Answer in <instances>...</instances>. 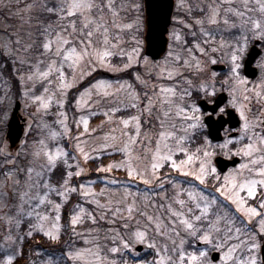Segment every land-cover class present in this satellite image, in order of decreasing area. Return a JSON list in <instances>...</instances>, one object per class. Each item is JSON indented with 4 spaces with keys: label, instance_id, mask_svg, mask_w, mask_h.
<instances>
[{
    "label": "snow or ice",
    "instance_id": "obj_1",
    "mask_svg": "<svg viewBox=\"0 0 264 264\" xmlns=\"http://www.w3.org/2000/svg\"><path fill=\"white\" fill-rule=\"evenodd\" d=\"M145 2L4 3L0 59L32 111L15 150L0 144V264L41 234L57 244L28 264H264V57L258 81L242 75L264 0H176L160 59L141 39ZM233 112L239 127L214 143L211 124ZM218 151L240 162L222 171Z\"/></svg>",
    "mask_w": 264,
    "mask_h": 264
},
{
    "label": "water",
    "instance_id": "obj_2",
    "mask_svg": "<svg viewBox=\"0 0 264 264\" xmlns=\"http://www.w3.org/2000/svg\"><path fill=\"white\" fill-rule=\"evenodd\" d=\"M174 11V0H146L145 2V15H146V33H145V54L152 55V53H158V55L152 58H160L167 50V34L169 27L171 25V18ZM261 50L257 47V43L250 50L248 57L245 62V74L248 77H256L258 70L253 63L256 57L260 54ZM212 68L224 69L225 66L221 64L212 65ZM216 102L220 103L222 106L228 100V94L226 92H221L215 98ZM205 100V99H202ZM205 111H212L214 105L206 103L202 105ZM21 102L17 101L13 108L11 117L8 121L7 137L9 139L12 148L20 142L25 126V118L20 113ZM215 120V115L213 116ZM227 122L221 127L220 123H213L210 126V131L214 141H220L223 139V130L226 126L234 129L238 126L237 115L233 112L231 117L224 118ZM207 122V117H206ZM218 168L222 171H226L230 166H235L239 163V158L234 157L233 159H228L223 156H217L215 159ZM141 246H139L140 249Z\"/></svg>",
    "mask_w": 264,
    "mask_h": 264
},
{
    "label": "rangeland",
    "instance_id": "obj_3",
    "mask_svg": "<svg viewBox=\"0 0 264 264\" xmlns=\"http://www.w3.org/2000/svg\"><path fill=\"white\" fill-rule=\"evenodd\" d=\"M7 2H8V0H3V3H0V28H3V25H4V19H5L4 18V14L8 13V11H9V9L7 7L3 6L4 3H7ZM118 2H119V0H118ZM13 7H14V5H13ZM20 7H23V4H21ZM176 13H177V8H176V0H175V14H174V16L176 15ZM142 14L145 16L144 11H143ZM8 23L19 25L20 22H19L18 19H14L13 18V19H9ZM142 31H143V35H142L141 39L143 40V42L145 44V27H144V29ZM253 39L254 38H250L249 45L252 44V40ZM261 47L263 48V53H262L259 61L261 60L262 57H264V46L261 45ZM217 63L227 64L223 59H220V58H218V62ZM0 65H4V68L2 70L3 74L0 75V144H3V143H8L9 144V142H8V140L6 138V133H7V128H8L7 124H8V121H9L10 117H11V113H12L13 108L15 106L16 100H20L21 101V103H22L21 114L26 119L25 134H24L23 139H25V135L28 134L29 131H30L29 128H28V124H29V121L31 119L30 116H29V112L32 111V109H30V108L26 109V102H25V100H24V98L22 96V87L16 82L15 79L11 78V75H12L11 74V65L7 61H5L3 59H0ZM210 69H211V65H210ZM100 71H101V73H100ZM100 71H99V73L97 72V73L94 74V76L96 78H100V77H104V78H107V79H117V78H119L117 76V74H115V73L104 71V70H100ZM217 73L219 75V72H217ZM259 77L257 78L256 81H258ZM223 80L224 79H222L221 81H223ZM89 82H90V80L82 81L81 84L79 85V87L80 88L87 87ZM221 91L222 90H221L220 84L218 83L217 84V94L219 92H221ZM6 93H7V96L9 97V99L5 101L3 99V97L5 96ZM121 114H123V113H121ZM103 119H104V117L102 115H98V116L92 118L91 125L93 127H95ZM73 132H75V129H73ZM72 143H73V141L68 140L67 143L65 144V147H69L70 148ZM11 150H15V149H11ZM218 154H219V151L217 152V155ZM111 158L119 159L120 157L116 156V157H111ZM99 161L101 162V160H99ZM103 162L106 163L107 159H104ZM89 176L91 177L90 171H89ZM102 186L103 185H101V184L96 185L97 188L102 187ZM137 247H138V250L141 253V256H143V252L145 250L144 246H141L140 249H139V246H137ZM2 252H4V249L0 248V253H2ZM2 258L3 257L0 256V259H2ZM128 258H130V256Z\"/></svg>",
    "mask_w": 264,
    "mask_h": 264
},
{
    "label": "trees",
    "instance_id": "obj_4",
    "mask_svg": "<svg viewBox=\"0 0 264 264\" xmlns=\"http://www.w3.org/2000/svg\"><path fill=\"white\" fill-rule=\"evenodd\" d=\"M99 73V72H98ZM101 73V71H100ZM222 77V75H220L217 79H220ZM203 96H201L199 99H201ZM207 134V132L205 133ZM100 163L99 160H96L95 163H93L92 161L88 162V167L90 168V174H91V178H94L97 174L95 173V167ZM120 176H123L124 174L122 172L120 173H116ZM73 201H75V196H73ZM66 213H67V209H65V219H66ZM37 244H39L40 246H43L44 248H51L54 245L57 244L56 241H51L48 238H46L45 236L41 235H34L31 238H27L22 245L23 248V256H19L14 264H28V261L30 259L33 258L32 253L36 251V247ZM131 257V256H130ZM130 263L133 264L134 259L129 258Z\"/></svg>",
    "mask_w": 264,
    "mask_h": 264
},
{
    "label": "flooded vegetation",
    "instance_id": "obj_5",
    "mask_svg": "<svg viewBox=\"0 0 264 264\" xmlns=\"http://www.w3.org/2000/svg\"><path fill=\"white\" fill-rule=\"evenodd\" d=\"M256 43H257V40L254 38V39L252 40V44L249 45L248 53L250 52V50L252 49V47H253ZM261 45L264 46V42H260V43H259V48H260L261 52H260V55L255 59V61H254V63H253V66H255V67L258 69L259 74H258V76L255 77V78H251V77H249V79H250L251 81H256L257 78L261 75V71H262V70L260 69V67H259V65H258V63H257V62L259 61V59H260L262 53H263V48L261 47ZM247 57H248V55H246V57H245V62H246ZM227 66H228V64H227ZM244 68H245V67H244ZM225 73H227V70H226V71H222V72L219 73L220 75H222V77L220 78V81H221L222 79H224L223 77L226 76ZM242 74H243V75H246V74H245V70H243Z\"/></svg>",
    "mask_w": 264,
    "mask_h": 264
}]
</instances>
